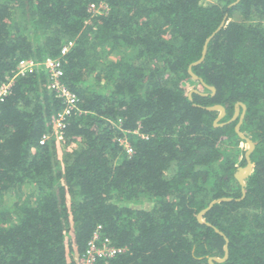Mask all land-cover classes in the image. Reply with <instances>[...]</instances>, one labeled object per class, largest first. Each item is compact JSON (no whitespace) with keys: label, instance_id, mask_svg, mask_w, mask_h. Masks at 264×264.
<instances>
[{"label":"trees","instance_id":"1","mask_svg":"<svg viewBox=\"0 0 264 264\" xmlns=\"http://www.w3.org/2000/svg\"><path fill=\"white\" fill-rule=\"evenodd\" d=\"M209 36L191 69L213 93L188 72ZM45 57L79 98L62 141ZM29 58L0 103V264H74L98 224L127 250L96 264H209L224 235L215 264H264V0H0V83Z\"/></svg>","mask_w":264,"mask_h":264},{"label":"built area","instance_id":"2","mask_svg":"<svg viewBox=\"0 0 264 264\" xmlns=\"http://www.w3.org/2000/svg\"><path fill=\"white\" fill-rule=\"evenodd\" d=\"M105 7L106 4L104 2H93L88 5V10L92 14H97L101 13V10ZM73 43L74 42L72 40L64 42L60 49V56L65 55L73 46ZM36 65L37 61L31 58L19 60L14 75L11 78L0 83V103L3 102L6 96L10 93L15 77L25 75L28 71H32V69L35 68ZM41 65L48 74V80L46 83L47 89L53 92L54 97L60 100L64 105L63 109L58 110L55 113L56 117L54 119L56 138L58 141H62L63 131L65 126L67 125L66 119L71 116L73 109L78 106L77 103L79 101V98L72 91H70L63 84V82H61L63 69L62 63L59 58L45 57L41 62ZM76 113L80 114L82 113V110L78 108ZM134 132L136 133L137 130H134ZM49 136V133L44 132L39 139V142L44 143L46 139L49 138ZM117 140L125 148L126 152L133 151V146L130 143L127 134H124ZM101 229V224L96 225L91 237L86 243L85 252L75 259L74 264H96L100 260L106 261L127 250L126 246L116 245L109 237L102 236Z\"/></svg>","mask_w":264,"mask_h":264},{"label":"water","instance_id":"3","mask_svg":"<svg viewBox=\"0 0 264 264\" xmlns=\"http://www.w3.org/2000/svg\"><path fill=\"white\" fill-rule=\"evenodd\" d=\"M225 18H223V20L221 21V23L219 24L218 28L213 32L215 33L216 31H218L225 23ZM211 36V35H210ZM210 36L205 40L204 42V45H203V49H202V53H201V56L198 60L192 62L189 66H188V72L189 74L194 78V79H199L201 81V83L203 84V86L205 88H208L211 90V92L213 93L215 91V88L212 87V86H209L207 85L204 81H202V79L200 77H198L195 73L192 72V69L191 67L193 65H196L198 63H200L203 58H204V55L206 53V47H207V43L210 39ZM192 91H195V92H199L201 94H207L206 92H203V91H199L197 89H191L189 90L188 92V96H190L191 92ZM239 106L242 107V112L239 116V120L238 122L236 123L235 125V131L236 133L238 134V136L245 140L246 142V145H245V151H244V158H245V165L243 166H237L235 172H234V177L236 178V180L239 182L240 184V187H241V193H242V196H244L245 194V178L251 173L252 169H253V162L251 161L250 159V153L252 152L253 148H254V142L250 139L249 136H246V134H244L243 132H241L239 130V127H240V124L242 122V118H243V115H244V112H245V104L240 102V101H237L234 105V114L232 116L231 119H235L236 116L238 115L239 113ZM207 109L209 110H218L219 113L217 115V117L215 118L214 120V124L215 125H221L222 123H218V120L224 115L225 113V109L222 105L220 104H215V105H211V106H207L206 107ZM232 198L231 197H228V196H221V197H217V198H214L212 199L208 204L207 206H205L204 208H202L196 215V218L197 220L200 222V223H205L207 225H211L210 222H207L204 220L203 218V215L204 213L209 209L211 208L215 203L217 202H220V201H227V200H231ZM215 228V227H214ZM215 230L217 232H219L220 234L224 235L222 231H219L217 228H215ZM224 239H225V243H224V246H223V249H224V255L222 257H218V256H209L208 257V262L209 264H215L214 261H217V262H221L223 260H225L228 256V247H227V243H228V239L227 237L224 235Z\"/></svg>","mask_w":264,"mask_h":264},{"label":"rangeland","instance_id":"4","mask_svg":"<svg viewBox=\"0 0 264 264\" xmlns=\"http://www.w3.org/2000/svg\"><path fill=\"white\" fill-rule=\"evenodd\" d=\"M206 1H207V0H206ZM186 84H187V86H190V87H191V84H192V83L187 82ZM194 85H195V84H194ZM192 86H193V85H192ZM59 145H60V144H59ZM63 148H65V145H64V144H62V148H61V146H60L59 149H58V155H59V156H61V154H62V152H63ZM60 149H61V150H60ZM68 149H69V147H68ZM68 149H67V150H68Z\"/></svg>","mask_w":264,"mask_h":264},{"label":"flooded vegetation","instance_id":"5","mask_svg":"<svg viewBox=\"0 0 264 264\" xmlns=\"http://www.w3.org/2000/svg\"><path fill=\"white\" fill-rule=\"evenodd\" d=\"M233 114H234V113H233ZM232 116H233V115H232ZM237 116H238V115H237ZM237 116H236V117H237ZM242 146H243V143H242Z\"/></svg>","mask_w":264,"mask_h":264},{"label":"clouds","instance_id":"6","mask_svg":"<svg viewBox=\"0 0 264 264\" xmlns=\"http://www.w3.org/2000/svg\"><path fill=\"white\" fill-rule=\"evenodd\" d=\"M193 89H197V88H193ZM191 90V89H190ZM198 90V89H197Z\"/></svg>","mask_w":264,"mask_h":264}]
</instances>
